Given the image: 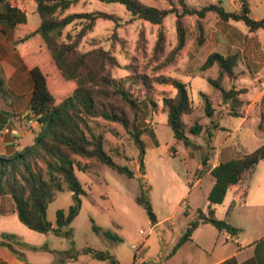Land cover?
Listing matches in <instances>:
<instances>
[{
	"label": "trees",
	"instance_id": "obj_1",
	"mask_svg": "<svg viewBox=\"0 0 264 264\" xmlns=\"http://www.w3.org/2000/svg\"><path fill=\"white\" fill-rule=\"evenodd\" d=\"M34 1L39 23L32 30L21 34L20 31L24 30L23 24L26 23L25 14L10 7L7 0H0V18H3L9 27L22 24L18 26L15 43L19 42V47L25 51L27 63L30 64V59L39 62L27 69L32 88L26 105V111L31 115L30 119L36 117L38 128L32 131L34 137L31 144L11 154L0 153V197L5 194L12 197L18 219L28 228L40 233L71 238L73 233L71 223L79 214L81 196L85 194L76 176L75 168L85 170L89 166L81 163L76 157L94 159L120 174L134 176L133 170L115 162L105 149L104 132L107 126L105 122L118 123L131 134L138 149L140 169L143 166L145 153V143L141 136L146 132L154 144L158 143V139L155 132L147 127L141 118L139 119L141 113L139 97L133 95L129 87L122 85L120 79L112 75L113 69L119 66V62L111 50L101 45L86 51L79 49L82 38L92 30L97 18L104 17L115 21L117 19L100 11L62 15V12L77 0ZM100 1L122 4L133 18L158 25L154 44V49L158 52L165 46L163 20L168 14H174L176 44L167 55L168 62L180 55L186 45L189 32L182 20L184 15L196 16L197 44H202L205 40L203 19L208 12L215 13L223 21H243L249 32L259 28L264 29L263 19L256 20L249 16L250 8L246 0H242V7L238 11L226 10L216 3H209L197 9L189 7L185 0H176L177 6L172 0H168L169 8L147 5L140 0ZM74 22L79 24L76 33L64 31ZM140 39L144 41L142 31ZM33 41L37 44L35 51L28 48ZM43 46L46 48V53L41 51L38 54L37 48L39 51ZM36 55H40L39 60L34 58ZM237 62V54L223 55L213 51L200 65V71L217 66V76L215 78L207 76L206 79L219 90L222 101L228 106L229 114L235 116L240 115L238 109L242 105V100L239 96L243 90L226 88L222 81L224 77L230 82L234 81L236 77L234 68ZM47 66L50 67L51 76L55 81L51 88L47 84L50 76ZM24 67L27 68L26 65ZM62 80L67 83L59 85ZM151 82L170 84L174 89L173 96L162 97V107L167 116L166 123L173 132L174 141L181 142L185 147L190 146L192 141L188 134L197 136L204 127L198 120L188 127L183 121V115L193 111L187 83L164 74L156 75ZM4 83L5 80L0 76V98H4L6 94ZM142 84L145 88L144 99L154 107L152 98L148 95L151 89L150 81L145 79ZM60 86L63 87L65 94H61L59 96L61 98L57 100L53 91L58 90ZM202 97L205 114L210 117L213 114L211 102L206 95L202 94ZM9 116L0 106V123H5ZM213 128H218V124L214 122L205 128L204 140L208 143L211 141ZM208 143L205 147H208ZM261 160H264V143L251 152L220 161L210 170L214 182L207 194L206 212L197 209L196 217L187 223L186 230L173 250L189 240L192 231L201 223H210L218 230H226L231 234L238 231L225 220L215 216L214 206L223 201L230 189L233 192L232 205L243 203L257 164ZM62 190L71 192L72 202L66 210H56L55 225H53L46 218V209L55 194ZM136 201L146 207L142 197H137ZM93 229L103 237L120 239L97 226H93ZM0 246L7 247L21 259L24 257L18 248L28 247L32 250H48L55 256V264L75 260L81 253L106 260L109 264H119L118 259L108 250L91 246L84 247L80 251L73 247L67 250H52L46 244L40 247L27 246L10 233H0Z\"/></svg>",
	"mask_w": 264,
	"mask_h": 264
},
{
	"label": "rangeland",
	"instance_id": "obj_2",
	"mask_svg": "<svg viewBox=\"0 0 264 264\" xmlns=\"http://www.w3.org/2000/svg\"><path fill=\"white\" fill-rule=\"evenodd\" d=\"M140 1L158 8L170 7L168 0ZM172 1L177 6L176 0ZM246 1L250 8L249 16L252 19L264 20V0ZM185 2L189 7L197 9L209 3L219 4L230 11H238L242 7V0H185ZM22 5L28 13V19L23 24L24 30L20 31L21 34H24L37 26L39 23L37 17L39 16L38 13L37 17L35 14L36 3L34 0H24ZM93 11L106 13L114 16L117 20L104 17L97 18L92 30L82 38L79 49L86 51L94 46L101 45L111 50L119 62V66L113 69L112 75L120 79L122 85L129 87L133 95L139 97L141 101L139 103L141 107L139 119L141 118L143 123L155 132L158 143L154 144L149 134L143 133L141 138L145 143V153L143 166L140 169L137 158L138 149L131 134L126 132L118 123L105 122L107 125L106 128L104 127L106 129L104 132L105 149L115 162L126 165L133 170L134 176L128 177L125 174H120L94 159L76 157L81 163H86L89 166L85 170L75 168L76 176L85 194L81 196L82 202L79 214L71 223L73 233L71 238L50 233L48 242L50 246L58 250H67L73 247L75 250L80 251L84 247L91 246L112 253L114 252L112 248H117L120 256H125L129 260L132 242H136L138 236H145L152 228L154 229L156 224V222L151 223L147 208L140 205L136 198L142 197L145 204L150 205L151 211L157 220L169 216L177 227H180L186 218H195L197 208L205 209L207 185L212 179L211 177L200 176L197 169V164L201 161L197 157L206 149L205 146L208 143L204 140L206 128L204 126L220 122L227 126L228 130H233L239 118L230 114H224L223 117H218L216 114L209 117L205 114L202 94L216 101L220 93L205 77L198 75V73L202 72L200 71L201 62L209 52L216 50L214 49L216 47L213 40L212 43L198 46L199 44L195 39L197 35L195 15H184L182 18L189 32L186 41V53L181 52L173 61L168 62L166 60L167 55L176 44L174 14H168L163 20L165 46L162 51L158 52L154 49L158 25L133 18L122 4L100 0H77L65 9L62 15ZM203 24L205 35L206 33L213 34L216 28H222L223 34L217 32L216 35L226 45H230V35L227 36V34L231 30L237 31L238 34L242 33V36L248 33L256 34L255 37H250L249 34L247 40L255 39L264 49L263 28L257 29L256 33L255 31L249 32L243 21H223L213 12H208L205 15ZM78 29L79 24L74 22L68 25L64 31H71L74 34ZM141 31L144 35V41L140 39ZM19 44V42L15 43L16 46ZM240 44L239 48L241 50L244 43ZM36 47L37 44L33 41L28 48L35 51ZM196 47H198L197 53L192 57L191 54L194 53ZM38 49L36 50L38 54L41 51L46 53L44 46L41 48L42 50L38 51ZM237 52L240 53V51ZM34 58L39 60L40 55H36ZM47 69H49L48 76L50 75L47 84L51 88L55 81L51 76L50 67L47 66ZM196 72L197 74H195ZM205 72L207 76L215 78L217 76V66L214 65ZM1 74L4 73L0 71V76ZM158 74L173 76L187 83L194 110L190 114L183 115V120L187 123V127L196 120L204 127L197 136L188 134L192 144L187 146V149L184 148L185 146L181 142L174 141L173 132L166 123L167 116L162 107V97L164 95L173 96L175 91L170 84L151 82ZM145 79L150 81L151 89L148 95L152 98L154 107L144 99L145 88L142 81H145ZM64 83H67V81L62 80L59 85ZM4 87L6 94H4V98H0V106L10 115V122L7 125L9 130H11V126L23 131L32 132L36 130L38 128L37 123H31V115L26 111L32 88L26 68H24L23 73L18 74V77L9 75ZM61 94H65L62 86L53 91V95L57 100L61 98L59 97ZM247 129V124H245L239 133L246 134ZM31 132L24 136L22 142L32 140ZM238 136V133L226 136L225 132L221 133L220 130H216L209 145L217 147L220 142L224 144L236 141ZM243 138H247L246 135H243ZM201 177V181L198 182ZM230 201L231 193L228 191L222 204L217 205L215 216L250 225V222L242 216V211L245 208L237 206L239 204L233 207ZM71 202L70 191H58L47 206V220L55 225L56 210H66ZM167 224H169V221ZM167 224L165 223L159 227L166 228ZM93 226L108 231L120 239L114 240L103 237L94 231ZM262 229H264V216H262ZM140 230H143L144 233L141 234ZM155 230L149 242L156 237ZM156 245L157 242L152 241L151 246L155 248ZM42 264H55V260L54 258L44 257Z\"/></svg>",
	"mask_w": 264,
	"mask_h": 264
},
{
	"label": "crops",
	"instance_id": "obj_3",
	"mask_svg": "<svg viewBox=\"0 0 264 264\" xmlns=\"http://www.w3.org/2000/svg\"><path fill=\"white\" fill-rule=\"evenodd\" d=\"M23 1L24 0H7V4L23 12L27 21L28 13L25 11L26 8L22 7ZM35 14L37 17L36 8ZM37 20V22H39V17H37ZM19 25L22 24L19 23L14 27H9L7 22L3 20V18H0V71L4 73L1 74V76L5 81L9 75L18 77L19 73H23L25 68L24 65L27 66V71L31 65L35 63L39 64V62L33 61L30 58H28L31 61L30 64L27 63L25 51L20 48L19 45H15ZM217 32L222 33V28H216L213 34L206 33L204 42L198 46L212 43L213 40L216 47L214 48L216 49L214 50L215 52H219L223 55H238V62L234 68L236 73L234 81L230 82L227 77H224L222 82L226 88L234 87L235 89H242L243 92L239 96L242 100V105L238 109L240 113V115H238L239 121L234 126V129L228 130L227 126L217 122L218 128H213L212 130V137L216 130H220L221 133L225 132L226 136L238 133L239 136L237 140L224 144L220 142L217 147L208 145L200 156L197 157L198 160H201L197 164L199 175L212 178L207 185V194L214 182L210 170L215 165L220 161H225L235 156L251 152L264 143V49H262L261 44L255 39L247 40V36H249L250 33L242 36V33L238 34L237 31L231 30L227 34V36L230 35V45H226V43L221 42L219 38H217ZM255 36L256 34H250V37ZM240 43H244V47L241 50L239 48V45H241ZM186 47L185 45L181 51L182 53H186ZM197 50L198 47L194 49V53H190L192 57L197 53ZM237 51H240V53ZM210 53L211 52L208 54ZM195 74H197V72ZM198 75L205 78L207 77L205 71L198 73ZM209 100L213 110L212 116L216 114L218 117H223L224 114H229L228 106L222 101L221 95L216 101L211 98H209ZM5 121L6 122L3 124L0 123V127H2L0 130V153L11 154L15 150H20L24 146L31 144L34 137L33 132L15 129L12 126L11 130H9L7 125L10 122V118ZM185 124L187 125L186 122ZM245 124H247L248 127L247 132L246 134H240L239 132L242 131ZM208 126L209 125H206L204 127ZM5 127L8 128L7 132H3ZM28 132L32 133V140L22 142V139ZM243 135H246L247 138L244 139ZM211 141L208 144H210ZM184 148L187 149V147ZM202 177L198 179V182L201 181ZM229 191L231 193L230 202L232 205L233 192L231 189ZM222 202L214 206L215 214L217 213V205H221ZM207 204L208 202L205 205V209H199L206 212ZM236 205L237 204H234L232 206L234 207ZM237 206L245 208L242 211V216L250 222V225H245L242 222H236L234 220L223 219L238 229L235 234H231L226 230H218L210 223H201L192 231L189 240H186L173 250L177 241L186 230L187 223L192 218H186L182 222V225L177 227L169 216H164L160 220L156 218L154 229L152 228L145 236H138L137 241L132 242V244L134 243L136 246V251H133L131 248L129 260H127L125 256H120L117 248H112L114 249L112 254L118 259L119 264H264V229H262V216H264V160L259 161L257 164L245 201ZM168 221L169 224H167ZM165 223L167 224L166 228L159 227ZM154 230L156 231V237L151 240L157 242L155 248L151 246L152 241L149 242ZM0 233L14 234L27 246L40 247L46 244L49 249L58 250L50 246L48 242L50 233L34 231L25 226L18 219L13 199L9 194L0 197ZM142 233H144V231ZM18 249L21 251L24 259L18 257L7 247L0 246V264H42V259L44 257L54 258L55 260V256L48 250H32L28 247H19ZM62 264L109 263L106 260L97 259L89 254L81 253L75 260H68Z\"/></svg>",
	"mask_w": 264,
	"mask_h": 264
},
{
	"label": "water",
	"instance_id": "obj_4",
	"mask_svg": "<svg viewBox=\"0 0 264 264\" xmlns=\"http://www.w3.org/2000/svg\"><path fill=\"white\" fill-rule=\"evenodd\" d=\"M146 208H147V212H148V215H149L151 223L155 222L156 216L151 211V207H150V205L148 203L146 204Z\"/></svg>",
	"mask_w": 264,
	"mask_h": 264
},
{
	"label": "built area",
	"instance_id": "obj_5",
	"mask_svg": "<svg viewBox=\"0 0 264 264\" xmlns=\"http://www.w3.org/2000/svg\"><path fill=\"white\" fill-rule=\"evenodd\" d=\"M31 123H33V124H36V123H37V121H36V117H34V118L31 119ZM7 131H8V128L5 127V128L3 129V132H7ZM139 232L142 233L143 230H140ZM131 248H132L133 251H136V246H135L134 244H132Z\"/></svg>",
	"mask_w": 264,
	"mask_h": 264
}]
</instances>
